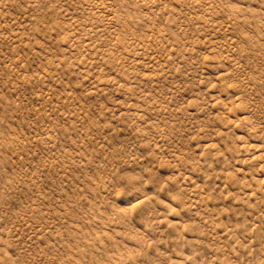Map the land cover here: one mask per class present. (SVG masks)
Instances as JSON below:
<instances>
[{"label": "rangeland", "instance_id": "obj_1", "mask_svg": "<svg viewBox=\"0 0 264 264\" xmlns=\"http://www.w3.org/2000/svg\"><path fill=\"white\" fill-rule=\"evenodd\" d=\"M0 264H264V0H0Z\"/></svg>", "mask_w": 264, "mask_h": 264}]
</instances>
